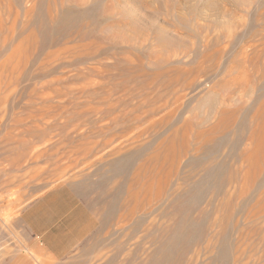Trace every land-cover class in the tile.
<instances>
[{"label":"rangeland","instance_id":"obj_1","mask_svg":"<svg viewBox=\"0 0 264 264\" xmlns=\"http://www.w3.org/2000/svg\"><path fill=\"white\" fill-rule=\"evenodd\" d=\"M58 184L90 264H264V0H0L5 264Z\"/></svg>","mask_w":264,"mask_h":264},{"label":"crops","instance_id":"obj_2","mask_svg":"<svg viewBox=\"0 0 264 264\" xmlns=\"http://www.w3.org/2000/svg\"><path fill=\"white\" fill-rule=\"evenodd\" d=\"M75 198L79 199L78 192L58 184L28 204L13 222L31 230L25 240L29 246L36 247L38 242L56 255L52 264H90L89 209L84 214L82 203Z\"/></svg>","mask_w":264,"mask_h":264},{"label":"built area","instance_id":"obj_3","mask_svg":"<svg viewBox=\"0 0 264 264\" xmlns=\"http://www.w3.org/2000/svg\"><path fill=\"white\" fill-rule=\"evenodd\" d=\"M4 238L2 235V232L0 231V264L2 263L4 259Z\"/></svg>","mask_w":264,"mask_h":264},{"label":"bare ground","instance_id":"obj_4","mask_svg":"<svg viewBox=\"0 0 264 264\" xmlns=\"http://www.w3.org/2000/svg\"><path fill=\"white\" fill-rule=\"evenodd\" d=\"M136 177L138 178V174H137ZM139 177H140V176H139ZM135 179H136V178H135ZM138 181H139V180H138ZM160 181H161V179H160ZM137 183H138V182H137ZM159 183H160V182H159ZM160 185H161V184H160ZM160 185H159V186H160ZM162 185H163V184H162ZM162 185H161V188L163 187ZM158 188H159V187H158ZM160 190H161V189H160ZM161 192H162V190H161ZM159 195H160V194H159Z\"/></svg>","mask_w":264,"mask_h":264}]
</instances>
